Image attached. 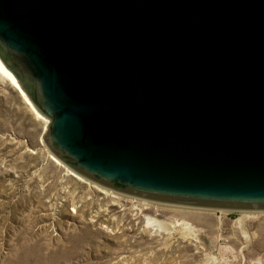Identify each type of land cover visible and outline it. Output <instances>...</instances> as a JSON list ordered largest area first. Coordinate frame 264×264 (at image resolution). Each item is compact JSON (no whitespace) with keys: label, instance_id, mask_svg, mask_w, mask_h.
<instances>
[{"label":"water","instance_id":"95a60500","mask_svg":"<svg viewBox=\"0 0 264 264\" xmlns=\"http://www.w3.org/2000/svg\"><path fill=\"white\" fill-rule=\"evenodd\" d=\"M0 59L80 177L264 211V0H0Z\"/></svg>","mask_w":264,"mask_h":264},{"label":"rangeland","instance_id":"374dc122","mask_svg":"<svg viewBox=\"0 0 264 264\" xmlns=\"http://www.w3.org/2000/svg\"><path fill=\"white\" fill-rule=\"evenodd\" d=\"M30 102L0 71V264H264V211L103 188L53 157Z\"/></svg>","mask_w":264,"mask_h":264},{"label":"bare ground","instance_id":"6f19581e","mask_svg":"<svg viewBox=\"0 0 264 264\" xmlns=\"http://www.w3.org/2000/svg\"><path fill=\"white\" fill-rule=\"evenodd\" d=\"M0 71L2 73H4L9 79H11L12 83L14 84V86H16L21 92L22 94H24L23 90L21 89V86L19 85L16 77L14 76V74L6 68V66L4 65V63L1 61L0 59ZM24 96V95H23ZM31 103V102H30ZM37 111V110H36Z\"/></svg>","mask_w":264,"mask_h":264}]
</instances>
